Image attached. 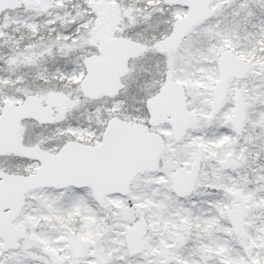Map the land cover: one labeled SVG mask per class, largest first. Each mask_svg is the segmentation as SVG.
I'll use <instances>...</instances> for the list:
<instances>
[{
  "label": "snow or ice",
  "instance_id": "obj_1",
  "mask_svg": "<svg viewBox=\"0 0 264 264\" xmlns=\"http://www.w3.org/2000/svg\"><path fill=\"white\" fill-rule=\"evenodd\" d=\"M0 264H264V0H0Z\"/></svg>",
  "mask_w": 264,
  "mask_h": 264
}]
</instances>
